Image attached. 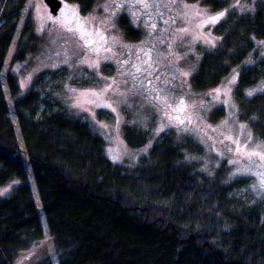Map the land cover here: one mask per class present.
<instances>
[{"label": "trees", "instance_id": "trees-1", "mask_svg": "<svg viewBox=\"0 0 264 264\" xmlns=\"http://www.w3.org/2000/svg\"><path fill=\"white\" fill-rule=\"evenodd\" d=\"M63 1L82 13L99 2ZM200 1L214 11L228 2ZM26 4L1 0L0 187L20 183L0 198V264H18L46 232L57 264H264V200L250 203L238 195L249 179L231 178L225 161L206 170L192 158L201 149L168 132L133 165L113 163L105 140L88 123L41 109L48 101L33 89L21 95L10 71L5 92L2 72ZM120 26L128 38H139L125 17ZM214 30L220 42L202 52L191 85L196 91L214 88L240 68L234 88L238 117L264 138V88L248 95L264 81V3L246 14L228 13ZM26 35L33 36L29 23L19 37ZM32 48L19 43L13 60H23ZM250 58L257 62L248 64ZM222 115L221 109L215 113ZM123 136L131 148L148 142L145 132L129 124ZM35 264L53 261L45 257Z\"/></svg>", "mask_w": 264, "mask_h": 264}, {"label": "rangeland", "instance_id": "rangeland-1", "mask_svg": "<svg viewBox=\"0 0 264 264\" xmlns=\"http://www.w3.org/2000/svg\"><path fill=\"white\" fill-rule=\"evenodd\" d=\"M260 2L264 0H239L236 5V0H228L225 8L214 11L200 0H99L82 13L77 4L63 1L53 16L43 0H27L2 72L4 90L7 93L5 74L10 71L17 78L21 95L33 89L48 101L41 109L61 110L88 123L105 140V153L113 163L133 165L165 133L172 132L177 142L201 149L192 158L206 170L225 161L231 178H248V185L240 188L238 195L250 203L264 200V161L236 151L232 142L248 145L245 152L264 144V138L256 136L238 117L234 88L240 68L214 88L196 91L191 85L202 52L220 42L215 25L230 12L254 11ZM226 9L216 23H205ZM121 17L138 31V39L125 35ZM27 23L33 32L31 39L28 35L19 37ZM69 28L90 33L91 45L80 38V31ZM19 43L31 44L34 50L30 49L23 60H13ZM259 43L264 56V40ZM233 77L235 83L229 84ZM263 88L264 81L251 92ZM217 89H221L219 95ZM181 100L184 111H174ZM220 109L223 115L216 118ZM177 116L183 123L174 118ZM125 124L145 132L147 144L131 148L123 136ZM19 183L15 179L1 186L0 198ZM29 183L36 195L31 176ZM42 223L46 230L43 217ZM45 257L57 264L58 255L47 232L42 241L20 254L18 264H35Z\"/></svg>", "mask_w": 264, "mask_h": 264}, {"label": "snow or ice", "instance_id": "snow-or-ice-1", "mask_svg": "<svg viewBox=\"0 0 264 264\" xmlns=\"http://www.w3.org/2000/svg\"><path fill=\"white\" fill-rule=\"evenodd\" d=\"M238 4H239V0H236V5H238ZM236 5H233V7H235ZM144 6L147 7V4H145ZM226 11H227V9L225 11H222V12L218 13L215 16L209 17L208 20L205 21V23H213V24L216 23L219 19H221L225 15ZM68 30L69 31H74V30L80 31V38L85 40V43L87 45H89V46L93 42L91 40V34L90 33L82 31L79 28L78 29L69 28ZM182 31L186 32L187 29H183ZM137 71H140V69L137 68ZM228 83L229 84H234L235 83V77H233L232 80L229 81ZM109 87H111V86H109ZM105 91H107V89H105ZM229 91H230V88L224 94L227 95ZM216 92H217V95H219L221 93V89H217ZM248 95L249 96L253 95V92H249ZM158 99H159V97H158ZM164 102L165 101L161 100V103H164ZM174 111H179V112H183L184 111L183 101L182 100L179 102V105L174 109ZM174 118L177 119L178 121H180L181 123H183V121L180 120L179 116L174 117ZM244 127H245L244 125H241V128H244ZM227 139H231V137H227ZM232 142L237 145L236 151H238L240 153H243L248 158L255 157V158H258L260 161H264V144L256 145V150L255 151L245 152V148H247L248 145L240 146V141L239 140H233ZM233 163H235V161H233ZM261 175H262L261 185L264 186V173H262Z\"/></svg>", "mask_w": 264, "mask_h": 264}, {"label": "water", "instance_id": "water-1", "mask_svg": "<svg viewBox=\"0 0 264 264\" xmlns=\"http://www.w3.org/2000/svg\"><path fill=\"white\" fill-rule=\"evenodd\" d=\"M47 5L49 12L54 16L57 15L63 5V0H43Z\"/></svg>", "mask_w": 264, "mask_h": 264}]
</instances>
